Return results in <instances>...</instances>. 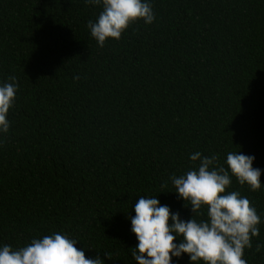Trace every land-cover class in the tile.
<instances>
[{"label": "trees", "instance_id": "1", "mask_svg": "<svg viewBox=\"0 0 264 264\" xmlns=\"http://www.w3.org/2000/svg\"><path fill=\"white\" fill-rule=\"evenodd\" d=\"M149 2L152 24L99 47L88 22L102 5L0 0V83L19 84L0 135V245L61 232L86 258L136 264L140 196L192 216L170 179L198 167L190 154L226 168L229 152L254 155L264 183V0ZM227 191L260 215L244 259L264 264V187L233 177Z\"/></svg>", "mask_w": 264, "mask_h": 264}, {"label": "clouds", "instance_id": "2", "mask_svg": "<svg viewBox=\"0 0 264 264\" xmlns=\"http://www.w3.org/2000/svg\"><path fill=\"white\" fill-rule=\"evenodd\" d=\"M86 5H102L95 21L88 22L91 36L99 47L106 40H119L135 21L152 24L155 20L149 0H84ZM74 79H79L78 76ZM10 82L0 83V135L10 128L9 110L14 107L19 84L14 76ZM198 167L183 175L171 176L178 198L191 208L188 220L160 203L157 197L140 196L129 216L131 232L138 243L132 256L136 264H173V258H189V264H247L245 249L252 247V238L260 234L261 217L247 197L239 191H227L232 179L256 191L264 187L262 170L254 167L255 156L229 152L227 168L218 163V156H204L197 151L190 154ZM187 202V206H186ZM205 219L199 217L204 216ZM179 243H174L175 240ZM78 239L53 232L33 238L25 246L13 248L0 245V264H105L96 256L86 258L85 248H77ZM257 245V251L261 250ZM108 259L111 255L105 253Z\"/></svg>", "mask_w": 264, "mask_h": 264}]
</instances>
